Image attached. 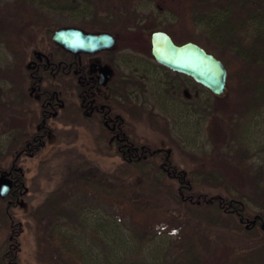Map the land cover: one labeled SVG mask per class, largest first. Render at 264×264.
I'll list each match as a JSON object with an SVG mask.
<instances>
[{"label": "trees", "instance_id": "trees-1", "mask_svg": "<svg viewBox=\"0 0 264 264\" xmlns=\"http://www.w3.org/2000/svg\"><path fill=\"white\" fill-rule=\"evenodd\" d=\"M4 1L0 0V5ZM9 2L14 4L18 20L6 19L0 13V42L15 53L17 66L24 59V51L16 41L20 36L19 24L32 22L48 35L47 48L34 59L41 64L37 72L32 71L31 76L32 72L29 73L28 80L31 87H37L34 90L39 95L37 100L41 111L44 110L41 104L52 97L63 103L62 107H57L58 111L73 120H80L91 108L94 115L108 114L114 119L117 117L115 106L119 102L115 97L105 98L98 92L99 84L88 71L89 57L93 54L74 55L53 40L52 33L60 26L50 18L52 14L81 11L88 15L90 11L87 28L113 32L119 40L128 41L133 50L151 58V49L149 45L142 47V40L149 43L151 32L158 28L174 36L176 26L154 21L143 26L144 18L138 12L135 0ZM29 6L35 12H30ZM44 9L52 14L44 17L39 13ZM173 11L179 26H201L205 34L202 46L210 52L214 48L219 50L213 53L228 68V84L235 75L223 54L241 60L246 69L238 74L251 84L254 98L249 110L254 109V113L264 108V0H181L178 9ZM103 105L105 111H102ZM43 116L44 112L39 117V130L23 134L29 145L39 146L46 141L50 124ZM2 132L0 130V134ZM105 133L124 160L119 170L120 181L87 175L85 183H79L85 185V189L78 187L80 195L76 193L69 205L56 197L50 198L54 211V220L48 225L51 236L57 240L62 235L66 242L61 241L67 246L70 244L80 264H207L203 241L198 239L194 226L208 230L227 229L240 238L239 248L230 252L233 264H264L263 165L255 171L253 164L242 166L239 163L238 170L244 171V175L233 179L223 171L218 175L214 167L206 169L205 164L190 173L188 178L174 161L172 153L139 140L135 124L128 119L118 118L115 122L110 121L109 126L103 123L101 134ZM247 150H240L238 162ZM2 160L0 151V172L11 174L14 184L6 195L0 194V222L8 228L6 239L0 246V264H20V228L8 217L5 204L8 201L13 204L23 176L11 166L3 167ZM251 170L255 171L253 175ZM95 184L96 194L90 200L88 187ZM205 184L223 185L225 191L222 194L205 191L202 189ZM186 226L194 230L188 234ZM64 243L56 242L54 246L62 248Z\"/></svg>", "mask_w": 264, "mask_h": 264}, {"label": "rangeland", "instance_id": "rangeland-1", "mask_svg": "<svg viewBox=\"0 0 264 264\" xmlns=\"http://www.w3.org/2000/svg\"><path fill=\"white\" fill-rule=\"evenodd\" d=\"M180 1L135 0V5L144 18L143 26L147 27L148 22L153 21L160 25L173 24L176 25L173 30L176 40H194L202 45L205 34L201 26L187 24L185 28L177 24L173 10L178 9ZM29 10L35 12L32 6ZM0 13L6 19L18 20L14 4L9 0L0 5ZM39 13L44 17L52 14L45 9ZM90 16V11L88 15L77 11L65 15L54 13L50 18L60 27L75 26L98 32L85 26ZM145 17L151 20L147 21ZM19 27L20 36L16 41L25 55L18 62V67L15 53L0 42L2 165L17 169L23 176L13 204L10 201L5 204L6 211L10 220L20 228V264H80L75 251L70 244L64 243L62 235L58 241L51 236L48 225L54 220V211L50 198L56 197L69 205L78 193V187L85 189V185L79 183H85L87 175L120 181L119 170L124 160L116 152L111 138L106 133L101 134L103 122L100 118L103 115H91L90 110L80 120L64 117L61 112L50 115L45 143L39 146L26 143L23 134L39 130L42 113L35 90L28 80L29 67L47 48L48 35L39 31L32 22L20 23ZM128 43L118 38L113 48L91 55L88 71L98 76L99 66L110 68L109 81L99 85L98 92L105 98L115 97L119 102L115 106V115L135 124L139 140L151 142L172 153L174 161L188 178L190 173L205 167V164L206 169L214 167L218 175L224 172L233 179L244 175L243 170H238L239 163L242 166L253 164L255 171L264 166V108L254 113V109L249 110L250 101L254 99L252 88L247 79L238 74V71L246 69L238 57L223 54L235 77L227 85L225 93L219 96L190 77L158 65L153 58L133 50ZM141 43L142 47L149 45L151 49V41L142 40ZM213 50L219 52L216 48ZM244 148L248 150L242 162H238L240 150ZM255 171L251 170L252 175ZM4 176L9 175L0 172V179ZM95 186L88 187L90 200L96 194ZM202 189L215 194L225 191L223 185L218 184H205ZM9 191L10 187L4 195ZM194 227L195 230L186 226L185 231L190 234L194 230L198 239L203 241L207 264H233L230 252L239 248L240 238L227 229ZM7 234V226L0 222V246ZM56 242L65 246L58 248L54 246Z\"/></svg>", "mask_w": 264, "mask_h": 264}, {"label": "water", "instance_id": "water-1", "mask_svg": "<svg viewBox=\"0 0 264 264\" xmlns=\"http://www.w3.org/2000/svg\"><path fill=\"white\" fill-rule=\"evenodd\" d=\"M53 40L64 49L74 53L94 54L113 48L117 37L109 31H87L80 27L66 26L57 28ZM151 54L167 68L183 73L205 86L216 95L224 94L228 85V68L224 61L194 40L177 42L165 29L151 32ZM99 82L105 84L110 77L109 67L99 68ZM11 185L7 177L0 179V192L6 193Z\"/></svg>", "mask_w": 264, "mask_h": 264}, {"label": "flooded vegetation", "instance_id": "flooded-vegetation-1", "mask_svg": "<svg viewBox=\"0 0 264 264\" xmlns=\"http://www.w3.org/2000/svg\"><path fill=\"white\" fill-rule=\"evenodd\" d=\"M109 50V49H108ZM107 50H103V51H100V52H97V53H105ZM72 53V52H71ZM74 54V53H73ZM81 53H78V54H74V55H80ZM94 54H96V53H94ZM152 55V54H151ZM152 58H153V56H152ZM153 60H154V62L155 63H157L158 65H160V66H162V67H164V68H166V69H168V70H170L171 72H175V73H178V72H176V71H173V70H171V69H169V68H167L166 66H164V65H162V64H160V63H158L154 58H153ZM39 64H41V63H39L38 61H36V60H33L32 61V63H30V67H29V70H30V72H32V71H34V73L35 72H37L36 70H37V68H38V65ZM101 66H99L98 67V69H97V72H98V76L96 75V76H94V75H92V79L93 80H96L97 81V83L99 84V85H104V84H101L100 82H99V76H100V72H99V68H100ZM76 72V71H75ZM31 75H33V72L32 73H30V76ZM185 75V74H184ZM187 76V75H186ZM110 78V77H109ZM191 78V77H190ZM192 79V78H191ZM79 81H82V79L81 78H79ZM109 81V80H108ZM107 81V82H108ZM106 82V83H107ZM105 83V84H106ZM35 89V90H37L36 88V86H32V89ZM186 91V90H185ZM36 96H37V98L39 97V95L36 93ZM42 105V107H44V110L42 111V112H44V121L46 120L45 118L47 117V119H48V117L50 116V115H56V114H58V109H57V107H62L63 106V103L62 102H56V100H54L52 97H48L47 98V100H46V102L45 103H42L41 104ZM85 107H86V105H85ZM102 111H105V109H104V105H103V108H102ZM86 114H88V112L86 111L85 112V115ZM90 114L91 115H94L93 114V109L91 108L90 109ZM94 116H98V114H96V115H94ZM118 118H120V116L118 115L116 118H111V117H108V114H104L103 115V118H100L101 119V121L104 123V124H106V125H108L109 126V122L110 121H116ZM122 119H123V117H122ZM40 125H38V127H39ZM44 127H45V124H44ZM48 127H50V125L48 126ZM16 171H18L17 169H16ZM7 178H9L10 180H11V185H10V189H11V187L13 186V184H14V179H13V176L11 175V174H9V176H7Z\"/></svg>", "mask_w": 264, "mask_h": 264}]
</instances>
